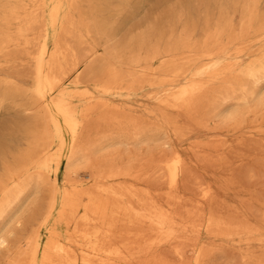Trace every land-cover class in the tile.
<instances>
[{
	"label": "bare ground",
	"instance_id": "6f19581e",
	"mask_svg": "<svg viewBox=\"0 0 264 264\" xmlns=\"http://www.w3.org/2000/svg\"><path fill=\"white\" fill-rule=\"evenodd\" d=\"M101 1L0 7V113L5 101L13 112L0 137V221L21 195L48 187L39 232L6 264H207L227 247L264 245L225 203L228 188L210 184V145L161 147L215 118L257 132L264 60L239 59L264 42V0H204L203 12L187 2L174 22L136 37L122 32L129 10L114 21ZM87 40L97 43L82 61ZM138 96L146 106L126 107ZM93 127L116 135L95 140ZM64 163L87 169L86 186L59 183Z\"/></svg>",
	"mask_w": 264,
	"mask_h": 264
},
{
	"label": "rangeland",
	"instance_id": "374dc122",
	"mask_svg": "<svg viewBox=\"0 0 264 264\" xmlns=\"http://www.w3.org/2000/svg\"><path fill=\"white\" fill-rule=\"evenodd\" d=\"M6 1L0 0V7ZM128 1H130L129 5L123 6L120 5L122 0H102L101 7H105L102 15L105 18L111 17L114 21L118 17L117 11L122 13L129 10L130 16L126 19L127 25L124 26L122 32L130 33V37H136L141 32H150L158 23L161 26L164 23L174 22L178 18L179 10L187 2L194 3L200 12L204 11V5L202 4L204 0ZM26 4H29V2L26 1ZM29 7H32L31 3ZM198 26H201V24L198 23ZM96 43L87 40L84 44L78 46L79 55L77 59L85 60L87 50ZM73 44L76 45L75 41L72 42ZM252 47V53L241 56L239 59V62L243 65L242 68L264 60V42L259 45L255 44ZM19 79L22 81L25 78L20 76ZM243 79L249 80L250 78ZM85 80L90 83L92 79ZM255 84L259 103V126L255 134L246 127L244 135H242L233 130V123L224 125L220 122L221 118H215L206 127L194 128L189 126L187 131L178 135V138L172 137V142L161 147L167 150L169 146H178L183 149L189 148L195 143L210 145V157L207 165L204 166V169L210 174V184L216 189L228 188L227 194L229 196L225 198V203L233 206L234 210L236 209L240 213L241 219L246 220L249 226H255L259 228L260 232L264 233V78ZM11 102L5 101L1 105L0 137L6 136L2 129L3 122L13 120V118L8 117V114L13 113L9 109ZM114 102L116 105L125 104L123 101L116 100ZM130 102L126 107L133 106L136 109H142L146 106V103L139 96L130 100ZM251 121L252 115L248 112L245 125L252 126ZM106 129L104 127H93L89 129L87 134L94 137L95 140L101 138V136L116 135L114 132L117 130L110 128L104 133ZM1 145L3 146V143ZM129 148L133 149L132 146ZM147 148L148 146L141 145L143 153ZM184 157L193 159V162H199V155H197V158H194L193 155L192 158L190 153H187ZM77 166L74 165L67 171L64 163L59 173V183H62L65 177L69 180L80 181L86 186L88 171L83 166ZM199 166L201 169L203 164L199 163ZM47 190L48 187H44L38 193L32 190L27 191L15 202L7 217L0 221V242L3 241L0 244V264H6L14 259H18L19 262L22 261L23 256L21 254L25 250L26 241L30 236L39 232L40 224L44 218L48 200ZM228 214L231 216L232 212ZM40 233V239L44 242L46 238L44 231L41 229ZM220 248L222 249V247ZM207 264H264V245L260 246L258 243H252L241 247L238 245L230 246L223 253L216 251Z\"/></svg>",
	"mask_w": 264,
	"mask_h": 264
}]
</instances>
